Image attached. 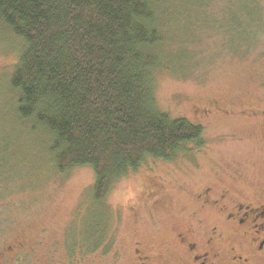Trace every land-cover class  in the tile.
<instances>
[{"label":"rangeland","instance_id":"obj_1","mask_svg":"<svg viewBox=\"0 0 264 264\" xmlns=\"http://www.w3.org/2000/svg\"><path fill=\"white\" fill-rule=\"evenodd\" d=\"M176 1L163 4L177 35L169 41V70L157 75L156 103L172 118L203 124L206 146L120 178L102 209L91 195V167L58 173L49 163V134L22 130L9 82L23 43L0 28V264H114L116 255L131 264L136 246L163 250L192 216L207 217L210 230L213 212L196 199L210 184L220 192L234 178L238 188L264 186V119L241 111L264 107V0L255 9L263 23L256 44L240 51L222 29L235 21L234 1ZM102 218L98 248H88L84 236Z\"/></svg>","mask_w":264,"mask_h":264},{"label":"trees","instance_id":"obj_2","mask_svg":"<svg viewBox=\"0 0 264 264\" xmlns=\"http://www.w3.org/2000/svg\"><path fill=\"white\" fill-rule=\"evenodd\" d=\"M161 1L0 0V28L23 43L9 82L15 117L24 131L49 134V163L58 173L92 168L91 195L101 209L120 178L206 146L203 124L172 118L156 103L157 75L169 70V41L177 35ZM231 1L238 12L222 29L240 51L264 27L257 0L246 7ZM102 222L84 236L88 248H98Z\"/></svg>","mask_w":264,"mask_h":264},{"label":"flooded vegetation","instance_id":"obj_3","mask_svg":"<svg viewBox=\"0 0 264 264\" xmlns=\"http://www.w3.org/2000/svg\"><path fill=\"white\" fill-rule=\"evenodd\" d=\"M241 111L264 119V107ZM237 179L230 186L224 183L221 192L210 184L198 193L201 206L213 212L210 230L203 225L207 217L192 216L188 227L173 230L174 243L171 239L163 250L136 246L131 264H264V186L238 188Z\"/></svg>","mask_w":264,"mask_h":264}]
</instances>
